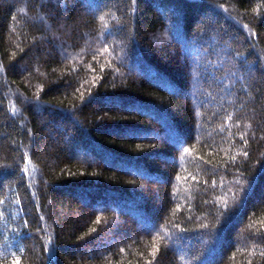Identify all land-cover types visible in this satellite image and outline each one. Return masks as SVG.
I'll list each match as a JSON object with an SVG mask.
<instances>
[{"label":"trees","instance_id":"obj_1","mask_svg":"<svg viewBox=\"0 0 264 264\" xmlns=\"http://www.w3.org/2000/svg\"><path fill=\"white\" fill-rule=\"evenodd\" d=\"M0 264H264V0H0Z\"/></svg>","mask_w":264,"mask_h":264}]
</instances>
